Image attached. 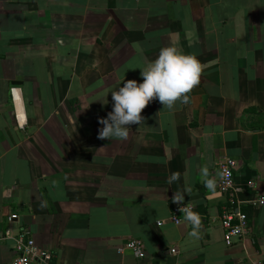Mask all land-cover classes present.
<instances>
[{
  "label": "crops",
  "instance_id": "crops-1",
  "mask_svg": "<svg viewBox=\"0 0 264 264\" xmlns=\"http://www.w3.org/2000/svg\"><path fill=\"white\" fill-rule=\"evenodd\" d=\"M226 157L264 195V0H0V264L24 230L47 264L264 262V205L224 240Z\"/></svg>",
  "mask_w": 264,
  "mask_h": 264
},
{
  "label": "built area",
  "instance_id": "built-area-1",
  "mask_svg": "<svg viewBox=\"0 0 264 264\" xmlns=\"http://www.w3.org/2000/svg\"><path fill=\"white\" fill-rule=\"evenodd\" d=\"M236 160L230 157L224 158L218 166L219 179L218 189L227 198L222 214V227L224 228V240L231 245L241 238L250 235V222L248 214L241 208L242 204H249L254 208L264 205V195L251 200H242L236 193L235 168ZM195 217V208L192 204H178L172 212V219L175 224L182 223L185 219ZM163 222H158L161 225ZM132 251L138 258L145 257V249L142 240L132 237L120 248V252ZM172 253H177V248L171 249ZM51 254L41 249L34 238L24 230L16 238V256L11 264H47ZM254 264H264L255 262Z\"/></svg>",
  "mask_w": 264,
  "mask_h": 264
}]
</instances>
